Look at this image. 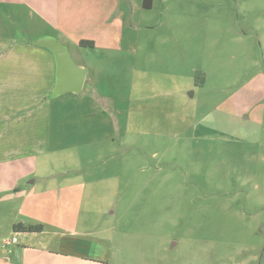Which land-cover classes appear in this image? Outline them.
I'll return each mask as SVG.
<instances>
[{
  "label": "rangeland",
  "instance_id": "1",
  "mask_svg": "<svg viewBox=\"0 0 264 264\" xmlns=\"http://www.w3.org/2000/svg\"><path fill=\"white\" fill-rule=\"evenodd\" d=\"M132 8L139 73L105 81L113 109L86 128L59 111L68 94L53 104L63 125L28 185L46 231L33 239H61L76 264H264V0ZM6 220L0 246L22 239Z\"/></svg>",
  "mask_w": 264,
  "mask_h": 264
},
{
  "label": "crops",
  "instance_id": "2",
  "mask_svg": "<svg viewBox=\"0 0 264 264\" xmlns=\"http://www.w3.org/2000/svg\"><path fill=\"white\" fill-rule=\"evenodd\" d=\"M118 1L123 8H119ZM127 1L124 7V0H0V195L15 201L9 210L4 196H0V205L4 204L0 216L7 219L5 229L22 234L21 241L14 238L13 244L2 243L0 264H76L75 255L62 248L61 239L53 249L51 244L33 239L45 230L22 233L14 232L12 227L36 225L40 221L30 212L42 206V201L34 194L28 197V185L36 182V167L41 158L52 153L56 134L63 125V122L55 123L53 104L68 94L65 106L60 105L59 111L71 107L69 124L92 128V122L87 127L85 116L91 119L95 114L98 121L105 111L114 107L102 91L105 81L114 77L131 81L138 78L134 63L139 45L128 38L136 28L133 0ZM41 38L54 39L67 47L77 69L84 73L80 90H71L72 83H68V89L51 97L56 86L57 64L50 51L35 44ZM80 40L92 41L94 45L82 47ZM69 78L72 80V76ZM83 108L89 112L84 113ZM91 140L94 145L102 143L101 139H87L83 146ZM29 177L33 180L27 182ZM38 189L60 190L44 184ZM73 194L69 195L73 198ZM72 198L66 199V207L74 206ZM45 209L59 213L57 206L47 205ZM78 264L105 263L83 258Z\"/></svg>",
  "mask_w": 264,
  "mask_h": 264
},
{
  "label": "water",
  "instance_id": "3",
  "mask_svg": "<svg viewBox=\"0 0 264 264\" xmlns=\"http://www.w3.org/2000/svg\"><path fill=\"white\" fill-rule=\"evenodd\" d=\"M35 44L50 51L57 64L56 86L52 91L51 97L60 94L64 88L65 90L68 89V83H72L71 90H80L83 84L84 73L82 70L77 69L64 46L56 40L48 38H41L35 41ZM69 76H72V80H69Z\"/></svg>",
  "mask_w": 264,
  "mask_h": 264
},
{
  "label": "trees",
  "instance_id": "4",
  "mask_svg": "<svg viewBox=\"0 0 264 264\" xmlns=\"http://www.w3.org/2000/svg\"><path fill=\"white\" fill-rule=\"evenodd\" d=\"M153 0H142L141 6L144 10H149L152 7ZM79 45L82 47H93V42L88 40H80ZM14 232H22V233H41L43 231V226L41 225H23L16 224L13 225Z\"/></svg>",
  "mask_w": 264,
  "mask_h": 264
},
{
  "label": "built area",
  "instance_id": "5",
  "mask_svg": "<svg viewBox=\"0 0 264 264\" xmlns=\"http://www.w3.org/2000/svg\"><path fill=\"white\" fill-rule=\"evenodd\" d=\"M16 242V240L15 239H11V240H9V241H4V245L5 246H8V245H10V244H13V243H15Z\"/></svg>",
  "mask_w": 264,
  "mask_h": 264
}]
</instances>
